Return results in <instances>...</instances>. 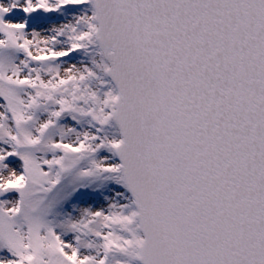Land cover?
Listing matches in <instances>:
<instances>
[{
	"label": "snow or ice",
	"instance_id": "1",
	"mask_svg": "<svg viewBox=\"0 0 264 264\" xmlns=\"http://www.w3.org/2000/svg\"><path fill=\"white\" fill-rule=\"evenodd\" d=\"M0 264H264V0H0Z\"/></svg>",
	"mask_w": 264,
	"mask_h": 264
}]
</instances>
